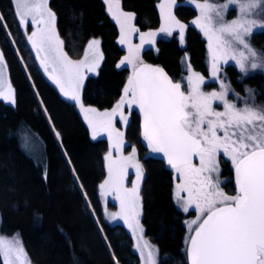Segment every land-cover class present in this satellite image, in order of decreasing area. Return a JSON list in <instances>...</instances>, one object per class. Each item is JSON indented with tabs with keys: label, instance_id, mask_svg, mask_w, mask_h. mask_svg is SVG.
Returning a JSON list of instances; mask_svg holds the SVG:
<instances>
[{
	"label": "trees",
	"instance_id": "1",
	"mask_svg": "<svg viewBox=\"0 0 264 264\" xmlns=\"http://www.w3.org/2000/svg\"><path fill=\"white\" fill-rule=\"evenodd\" d=\"M134 12L142 30L160 24L158 0H121ZM58 31L68 54L80 58L91 37H101L105 59L98 75L90 76L84 101L110 108L122 95L131 69L121 67L126 54L120 27L105 0H51ZM0 43L17 91V103L0 99V212L6 235L20 233L35 264H140L135 240L124 224H112L104 215L101 183L110 143L94 139L90 128L71 100L62 96L45 76L30 46L13 0H0ZM256 38L264 52V31ZM160 50L144 51L145 62L165 66L175 79L184 73L182 56L205 69L206 45L191 30L187 46L177 40H159ZM233 83L240 73L229 67ZM228 69V70H229ZM256 88L262 75L245 79ZM240 85V84H239ZM37 133L42 154L28 152L22 135ZM59 133V136H57ZM127 139L137 145L146 168L143 186L146 235L160 248L158 264H190L186 214L174 198V172L159 155L145 156L147 144L141 118L134 111ZM59 137V138H58ZM227 185L236 190L230 161H223ZM0 264H4L0 254Z\"/></svg>",
	"mask_w": 264,
	"mask_h": 264
},
{
	"label": "snow or ice",
	"instance_id": "2",
	"mask_svg": "<svg viewBox=\"0 0 264 264\" xmlns=\"http://www.w3.org/2000/svg\"><path fill=\"white\" fill-rule=\"evenodd\" d=\"M174 2L166 0L168 11L160 32L171 34L174 26L179 29L183 41L185 25L170 11ZM106 3L120 25V43L129 45L130 55L120 63L131 64L133 71L120 101L111 111L101 113L80 102L85 78L83 69L95 72L103 59L99 40L89 42V52L85 53L84 59L73 61L63 51V41L55 28L56 16L48 8V0H16L24 24L27 26L30 17L40 26L28 38L38 54L44 52L41 63L45 71L66 97L80 104L92 127L93 137L101 131L107 132L112 147L121 152L116 159L111 151L107 154L109 179L101 185L120 193L121 212L112 214V218L121 216L133 231L143 232L138 219L142 166L136 160L134 148L130 155L122 154L124 133L113 126L117 115L127 124L128 117L123 108L136 105L143 116L142 135L148 146L153 153L163 154L182 178L183 182L176 185V194L179 198L180 192H187L186 199L180 198L184 211L192 206L199 210L200 216L189 224L190 231L194 232L187 238L191 264H264V108L250 106L234 92L244 107L230 103L227 96L233 90L223 81H220V91L203 92L201 85L205 79L194 71L186 78L189 85L186 95L181 91V84L174 83L162 68L144 64L139 58V48L144 43L153 44L157 33L141 34V44L134 48L129 38L130 33L138 31L131 24L134 14L123 12L120 0H106ZM229 5L238 6L239 15L225 21L224 13ZM197 7L200 16L194 23L200 26L209 41L211 77L219 79L221 63L227 64L229 60L234 61L245 75L257 67L264 68V54L258 57L248 42L254 28H264V22L251 18L254 14L259 15L257 9L264 12V0H227L218 7L205 0ZM257 59L262 62L257 63ZM2 61L3 53L0 52ZM246 91L252 95L251 89ZM0 98L15 104L14 89L3 79L2 72ZM214 101L220 102L224 110H214ZM221 152L230 157L234 165L238 189L234 196L226 195L219 186L217 157ZM193 157H198L199 167L193 164ZM129 166L135 168L137 179L133 188L126 189L123 180ZM192 224L196 225L194 229ZM144 248L148 249L146 264H155L154 249L147 243ZM0 254L5 257L4 264H31L18 237L12 240L0 237Z\"/></svg>",
	"mask_w": 264,
	"mask_h": 264
},
{
	"label": "rangeland",
	"instance_id": "3",
	"mask_svg": "<svg viewBox=\"0 0 264 264\" xmlns=\"http://www.w3.org/2000/svg\"><path fill=\"white\" fill-rule=\"evenodd\" d=\"M13 1H14V5H15V8H16V12H17V14L19 16V11H18V7L16 5V0H13ZM159 1H160L161 23L157 27H152L151 29L142 30V29H138V27L136 26V15H135V13L131 12V11H128V10H125L123 8L122 2L120 0V8H121V10L123 12L133 13L134 14V19L131 21V24L136 29H138V31L130 33V36H129L130 41H131V45L134 48H135V46H138V45L141 44V34H146V33H149V32L157 33V35L154 38L155 42L153 44L144 43L143 46L139 48L138 55H139V58L143 61V63L145 62V57H144V51L145 50H148L149 48H154L156 52H158L160 50V45L157 42L160 37H165L166 38V37H169V36L170 37L171 36H179V29L175 28L174 26H173V31L171 32V34L160 32L161 27L165 26V13L168 11V8H167L166 0H159ZM180 1H186V0H175V2L171 5L170 11H171V14L176 18V20H178L181 24L185 25V29H184V34H185L187 26H188L189 23L185 22V20H183V18L176 11V6L180 3ZM187 1L192 3V0H187ZM204 2H205V0H196L195 4L192 3L197 8V14L192 19H190L191 20L190 23L195 25L202 33H203L202 29L200 28L199 25L195 24L194 21H196L199 18V16H200V10L197 7V4L204 3ZM207 2L211 3L213 5H216L218 7L220 5L225 4L227 2V0H207ZM161 5H165V8L162 9ZM107 7H108V5H107ZM48 8H50L51 11L55 13V16H56L55 28H56V31H57V33L59 35V39L63 41V39L60 36L59 31H58L57 14H56L55 10L51 7V0H48ZM257 12L259 13V15L254 14L251 18L257 19L259 21L264 22V12L260 11V9H257ZM110 15H111V13H110ZM238 15H239L238 6L229 5L228 9L224 13V19H225V21H231L233 19H236L238 17ZM111 17L116 21V19L112 15H111ZM19 19H20V17H19ZM27 19H28L27 26L24 24V22L21 19H20V22H21L22 27H23L24 31L26 32V35H27V38H28L34 31L37 30V27H40V26L34 24L31 21L30 17H28ZM118 25H119V23H118ZM119 27H120V25H119ZM259 30H264V28H254L253 31H252L251 36L253 35L254 32L259 31ZM120 37H121V29H120ZM204 37L207 40L206 55H205V58H204V60H205V65H204L205 69H200L193 62V60H191L192 58L190 59V56H189L190 54L187 51H185V53L182 56V63H183V67H184V73L180 77V79H181L180 81L183 82V84H184L185 94L187 95L188 92H189V85L187 84L186 78L191 75V72L194 71V72L199 73L200 75H202L204 77V79H205V83L203 85H201V90L203 92L207 93V92H212V91H220V81H223L225 84L230 85L231 89L233 90V91H230L228 93V96H227V99H228V101L230 103L236 104L237 107H244V103H242L240 100H238L236 98V96L233 94V92H234L236 94H239L240 97H243L244 101H247V103L250 106L257 107V108H264V87L256 88V87L252 86L250 83L246 82V80H245L246 78L254 76V75H257V74L262 75L263 78H264V68L257 67L256 69L250 70L245 75V74H242L240 72L238 66L235 64L234 61L229 60L227 64L221 63L219 79L211 77V50L209 48L208 38L205 35H204ZM94 39L95 40H99V42H100L99 43V52L102 53L103 59L100 60L99 67L96 69L95 72H89L87 68L83 69V73H84V77L85 78L83 80V87H82L81 92H80V98H81L80 102L83 103L84 107L95 108L98 112L102 113V112H105V111H111L113 109V107L120 101L121 97L124 94V89L127 86L128 80H127L126 85L123 88L122 95L120 96V98L118 99V101L115 103L114 106H112L110 108H104L103 109V108H99V107H96L94 105H88L87 103H85V101H84V89H85L86 81H87V79L90 76L98 75L100 73L101 67H102L104 59H105V54H104V50H103V44H102V41H101V37H96V36L91 37L87 41L86 47H85V51H84L83 55L80 58H73V57H71L68 54V52H67V50L65 48L64 41H63V51L65 53H67L68 57L71 60L80 61V60L84 59L85 53L89 52V49H88L89 42L94 40ZM28 40H29L31 48L34 51V54H35L36 59H37V61L39 63V66L41 67V69H42L43 73L45 74V76L57 87V89L60 91V93L62 94L63 97L69 99L60 90V86L58 84H56L55 81L51 78V76L49 75V72L45 71V66H44V64L41 63V60L44 58V52L41 51L38 54L37 48L33 45L32 40H30L29 38H28ZM145 40H147V37H145ZM248 42L250 43L251 47L257 52L258 57H259L260 54H264V52L261 51V49H259V46L258 47L255 46L250 41V38L248 39ZM122 45L124 46V48L126 50V54L123 57V59H124L126 56L130 55V53H129V45L128 44H122ZM0 52L3 53V61L0 62V72H2L3 79L6 82L10 83L12 89H14L15 104L10 103V102L4 100L3 98H0V99L5 101L6 103H9V104H12V105H16V103H17V91H16V87H15L13 81H12L9 63H8L6 55H5L4 51H3V47L1 45V43H0ZM256 62L257 63H261L262 61L260 59H257ZM119 65L121 67H123V66L130 67L131 72H130L129 77L132 75L133 68H132L131 64H129V63L121 64L120 63ZM189 65H190V67H189ZM229 66H234L236 68V70L240 73V76L237 77V82L240 85L237 84L236 82L234 84L233 81H232V78L229 75V72L226 71ZM49 67L51 68V64H49ZM129 77H128V79H129ZM246 89H251L252 90V95L251 96H249V94L246 91ZM69 100H71V99H69ZM71 101L74 102L77 105L78 109L80 110L81 114L83 115V117L85 119V115H84L82 109L80 108V104L77 101H74V100H71ZM136 107H137L136 105H132L131 107H129L128 105H125L124 108H123V113H124L125 116L128 117L127 124H125L121 120V118L117 115L113 119V126H114V128L116 130L124 133V136H123L124 145H123L122 154L124 156H128V155H130L132 153L133 148H134L135 151H136V160L142 166L143 175H142V179L139 182V197H140V205H141V207H140V215L138 217L139 224H140V226L143 229L142 234L139 233V231H133L132 228L128 227V223L121 216H117L115 219L112 218V214L121 212L120 193L116 192L110 186H107L105 188L100 187V189H101V197H102L104 215H105L106 220L108 222L112 223V224H118V223L124 224L131 231V233H132V235L134 237V240H135V249H136V251L138 252V254L140 256V264H146V261L148 259L147 258L148 249L144 248L145 243H147L149 246H151V248L154 249L153 257H154V260H155V264H158L159 263V257H160V248H159L157 243L152 241L146 235V228H145V223H144L145 204H144V197H143V186H144V181H145V178H146L145 163H144L143 158L140 156L141 153H140V150H139L138 146L134 145V144H131L129 142V140L127 139V135H126L127 129L129 127V124H130V122L132 120V117H133V113H134V111H136ZM212 107L216 111H223L224 110L222 104L220 102H218V101H214ZM85 120H86V122H87V124H88V126L90 128L91 136L93 137L92 127L88 123L87 119H85ZM93 138L94 139H100V138L108 139V141L110 143L109 151L112 152L113 159H116V158H118L121 155V152L119 150H117V149L112 147V140L109 138L107 132H102L101 131V132H99L98 135H96ZM22 139H23V145H24L25 149L28 152L32 153V151H33L34 153H36L38 155L42 154V147H43L42 143L43 142L38 140L37 133H34V132L32 133L30 131L29 132H24V134L22 135ZM145 143L147 144V150L145 152V156L158 155V153H153L152 152V150L148 146V143H147L146 140H145ZM217 160H218V164H219V181H220L219 186H220V189L226 195H229V196L236 195L237 194V190H234V189L230 188L227 185V181L229 180V176H223V173H224L223 172L224 171L223 164H222L223 161H226V160L228 161L229 160L230 163H231V167L234 168V165H233V163L231 161V158L226 156L223 152H221L218 155ZM195 166L199 167V160L195 163ZM106 169H107V174H106L104 180L102 181L101 185H103L105 183V181L109 179L108 161H107V159H106ZM173 172H174V198H175L176 204L179 207V209L186 214L185 223H186L187 229H188V236H190V235H193L194 232L190 231L189 224H190L191 221L197 220V217L200 216V213H199V210L195 206L189 207V209L187 211H184L183 204H182V201H181L180 198L186 199L187 198V192L186 191H182V192H180V197L179 198L177 197L176 185L179 184V183H182L183 181H182L181 176L178 173H176L174 169H173ZM136 179H137V177H136L135 168L129 166L127 168L126 174L124 176L123 187L126 188V189L133 188L134 184L136 183ZM213 179H215V177H213ZM1 223H2V215H1V212H0V237H4V238H6L8 240H12L13 238L18 237L20 243L23 246L24 251L27 253V259L31 262V264H35L33 262V260L31 259L30 255L28 254L26 248H25V245L23 243V240H22V237H21L20 233L17 232V233H15L13 235L4 234L2 232V229H1ZM195 227H196L195 224L191 225L192 229H194ZM138 245H139V247H138ZM142 252H143V254H142ZM2 256H3V254H2ZM4 259H5V257L3 256V260Z\"/></svg>",
	"mask_w": 264,
	"mask_h": 264
},
{
	"label": "flooded vegetation",
	"instance_id": "4",
	"mask_svg": "<svg viewBox=\"0 0 264 264\" xmlns=\"http://www.w3.org/2000/svg\"><path fill=\"white\" fill-rule=\"evenodd\" d=\"M158 8H159V11H160V1L158 0ZM176 11L177 13H179V15L183 18V20H185V22L189 23L188 26H187V29H186V32L184 34V37H183V41L180 40V37L179 36H169V37H160L158 39V43H159V40L163 39V40H171V39H174V40H177L179 44H182V45H186L188 44V41H189V34L191 32V30H195L197 31L198 34H200V39H202L203 43L205 45H207V40L206 38L204 37L203 33L193 24L190 23V19H192L196 14H197V8L194 6V4L190 3L189 1H180V3L176 6ZM160 16H161V12H160ZM160 23H161V17H160ZM140 29V28H138ZM151 29V28H150ZM264 30H259V31H256L253 33V35L250 37V41L255 45L258 43V38H256V36L260 33V32H263ZM206 50V49H205ZM230 67V66H229ZM229 67L227 68L226 71L230 72V69ZM229 69V70H228ZM260 75V74H258ZM264 79V78H263ZM177 80V79H176ZM180 81V80H178ZM181 82V81H180ZM183 84V82H181ZM183 87H184V84H183ZM264 87V85H263ZM184 93H185V87H184ZM136 112V111H135ZM199 160V159H198ZM197 160V161H198ZM196 161V162H197ZM195 162V163H196ZM195 163H193L195 165ZM233 175H234V169H233ZM237 190V189H236Z\"/></svg>",
	"mask_w": 264,
	"mask_h": 264
},
{
	"label": "water",
	"instance_id": "5",
	"mask_svg": "<svg viewBox=\"0 0 264 264\" xmlns=\"http://www.w3.org/2000/svg\"><path fill=\"white\" fill-rule=\"evenodd\" d=\"M144 64H147V65H151L152 67H160L164 70V72L168 75V77L174 82V83H180L181 84V91L184 92V87H183V84L176 80L174 78V76H172V74L169 72V70L161 65V64H158V63H155V62H144ZM136 113L140 116L141 118V132L143 133V116H142V113L140 112V110L138 109V107H136ZM159 158L162 159L168 166H170L168 163H167V158L163 156V154H159ZM198 160V157H193V163H195L196 161ZM171 167V166H170ZM172 168V167H171ZM234 183H235V186H236V189H237V184H236V180H235V170H234ZM238 190V189H237ZM194 235V234H193ZM190 264H191V261H190Z\"/></svg>",
	"mask_w": 264,
	"mask_h": 264
},
{
	"label": "bare ground",
	"instance_id": "6",
	"mask_svg": "<svg viewBox=\"0 0 264 264\" xmlns=\"http://www.w3.org/2000/svg\"><path fill=\"white\" fill-rule=\"evenodd\" d=\"M59 138V137H58ZM3 257V256H2Z\"/></svg>",
	"mask_w": 264,
	"mask_h": 264
}]
</instances>
